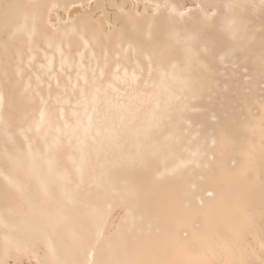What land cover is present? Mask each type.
I'll list each match as a JSON object with an SVG mask.
<instances>
[{
	"label": "rangeland",
	"instance_id": "374dc122",
	"mask_svg": "<svg viewBox=\"0 0 264 264\" xmlns=\"http://www.w3.org/2000/svg\"><path fill=\"white\" fill-rule=\"evenodd\" d=\"M45 10L41 24L64 35L62 53L48 57L43 42L27 57L0 48V82L12 99L0 100V264H99L138 222L153 241L161 232L177 236L183 247L172 251L189 260H264V0H75ZM210 28L224 30L215 46L204 39ZM18 30L34 34L12 25L6 34ZM144 53L152 56L151 76ZM81 62L89 81L90 69L98 77L104 70L103 82L125 93L120 102L132 114L107 158L97 160L89 142L82 169L76 141L69 147L61 135L57 143L55 132L56 97H64L68 75L75 83L84 74ZM133 74V86L112 80L131 82ZM37 93L48 101L40 132ZM213 130L214 146L205 142ZM69 184L71 199L62 201L60 188ZM167 200L182 210L176 221L157 212ZM225 203L233 223L193 237ZM14 212H51L50 232L18 228ZM60 232L74 244L68 254H55L47 240Z\"/></svg>",
	"mask_w": 264,
	"mask_h": 264
},
{
	"label": "bare ground",
	"instance_id": "6f19581e",
	"mask_svg": "<svg viewBox=\"0 0 264 264\" xmlns=\"http://www.w3.org/2000/svg\"><path fill=\"white\" fill-rule=\"evenodd\" d=\"M73 1L75 0H0V48L2 49V55L7 56L16 48L25 52L15 51L19 57H27L30 54L34 55L39 51L38 47L42 44L41 42L45 43L49 48V51H45V54L48 57L54 58L56 54L60 53L58 51H61L62 53L63 48L60 46L59 42L60 40L64 41V35H60L57 31L52 30L51 32H48V30L41 24V21L48 4L51 3L53 5H58L61 2L70 3ZM31 13H33V15ZM216 16L217 15H215V17ZM215 17L213 20L216 19ZM82 21H80V23L85 24L86 20ZM11 25L15 30L23 26L24 29L33 32L34 34L28 37L33 39L26 38V36L20 33L19 30L15 31L14 34L11 32L10 34H6L8 30H11ZM210 31H213V33L210 32V37L213 39L215 38L214 40L216 43L222 41L220 35L224 32L223 29L222 33H219L221 32L220 30L218 31L213 28H210ZM8 38L12 39L7 40ZM32 48L37 49V51H34ZM27 51H30V53H26ZM1 83V93L4 104L12 105V99L8 96H4V89L8 86L6 82H0V84ZM40 96L41 95H38L37 97ZM22 116H24V114ZM55 120L58 121L57 116H54L50 123ZM56 123L57 122L54 124ZM6 124L7 129H10L11 121L8 120ZM69 185L70 186L66 185L60 188L59 197L62 201L68 202L71 199L69 193L71 192L72 187L71 184ZM256 192L257 193L255 194L262 199L263 194L261 191L259 190ZM157 212L160 217L167 222L176 221L180 216H183L180 206L176 204L175 201H172L169 204L168 200L165 201L163 205L159 207ZM230 212L231 207L227 203L211 209L205 225L199 230H193L191 235L196 238L204 239L206 235L232 224L233 218L230 216ZM50 214L51 212H45L43 214L25 218L14 212L13 220L14 218L16 219L13 223L22 230H26L27 227H36L41 229L48 228L46 231L50 232V221H52L49 217ZM144 229L145 228L141 223L138 222L134 224L132 229H129L122 234L124 239H119L116 243L114 242V245L104 252L99 264H264V260L262 259L251 261L247 258L250 261L248 262L245 260L244 262L230 257L227 260L216 258L189 260V256H177V254L172 251L171 246L183 247L177 236L161 232L160 238L153 241L148 237V232ZM47 240L52 243V248L55 254L60 252L61 255H64L73 250L74 244L68 233L60 232L57 236L52 234Z\"/></svg>",
	"mask_w": 264,
	"mask_h": 264
},
{
	"label": "snow or ice",
	"instance_id": "6c2138e0",
	"mask_svg": "<svg viewBox=\"0 0 264 264\" xmlns=\"http://www.w3.org/2000/svg\"><path fill=\"white\" fill-rule=\"evenodd\" d=\"M204 39L209 45L215 46L216 41L213 38L204 37ZM84 43L85 47H87L88 42L85 41ZM203 50L205 52H210L211 48L205 47ZM137 52L138 54L141 53L142 48H138ZM82 55L83 54H81V56ZM144 55L149 62V76H151L152 56L147 53H144ZM93 58H95V53H93ZM78 67L84 74L81 75V72H78L75 83H73V77L68 75L66 78L68 84L63 90L65 94L64 97L62 98L59 95L56 97V101L60 105L59 119L61 123L55 126V132L57 134V143H59V137L61 135L67 137L69 147L72 146L73 140L76 141L77 150L80 152L79 167L82 169L91 154L85 150L89 147V142L91 143L92 153L95 154L97 160L102 156L107 158L112 147L119 139L120 130L127 126L129 117L132 114L130 113L129 106L120 102V97L125 95V93H121L115 83L103 82L105 75L103 69H100L99 77L95 69H90L92 78L91 81H89L87 72L84 71L83 63L81 62ZM116 71L119 72V66H117ZM166 77L167 74L161 70L162 80ZM36 79L40 81L41 77L37 75ZM173 79H175V77H173ZM112 80L133 86L138 82L139 77L133 74L132 80L129 82L122 80L118 75H113ZM81 81H83L82 84ZM56 83L59 87V79L56 80ZM48 87L50 92L51 84H49ZM109 90H111V93L117 95H111ZM37 95H39V93H37ZM49 98H51V96H49ZM176 99H181V97H176ZM0 100H2V98H0ZM40 100L44 107L40 111V121L36 124L37 132L41 131V125L44 122L45 116L48 114V101L44 100L43 97H40ZM157 107H159V102H157ZM201 126L203 127L204 125ZM46 136L47 133H45L44 138H46ZM215 136V131H210L205 142L207 143L208 139H211L212 145L214 146L217 142ZM29 148H31V144ZM73 162L76 163L75 160H73ZM82 182L83 180L81 178L80 183ZM75 187L78 189L80 184H77Z\"/></svg>",
	"mask_w": 264,
	"mask_h": 264
}]
</instances>
